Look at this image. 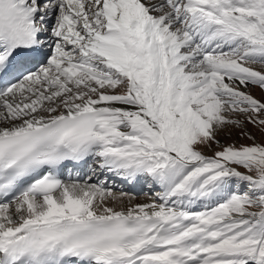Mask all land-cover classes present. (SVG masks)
I'll return each instance as SVG.
<instances>
[{
	"label": "snow or ice",
	"instance_id": "1",
	"mask_svg": "<svg viewBox=\"0 0 264 264\" xmlns=\"http://www.w3.org/2000/svg\"><path fill=\"white\" fill-rule=\"evenodd\" d=\"M252 128L264 0H0V264H264Z\"/></svg>",
	"mask_w": 264,
	"mask_h": 264
},
{
	"label": "rangeland",
	"instance_id": "2",
	"mask_svg": "<svg viewBox=\"0 0 264 264\" xmlns=\"http://www.w3.org/2000/svg\"><path fill=\"white\" fill-rule=\"evenodd\" d=\"M253 91L257 95L260 94L258 90L254 89ZM250 128H251V126H250ZM251 130L256 135L257 141H264V136H262L261 133L258 130L254 129V128H252ZM221 139H222V142H230L227 138H223L222 137ZM231 139L236 140L238 143H252V141H250V140L240 139V138L236 137L235 135H233V137ZM213 148H215V146H213ZM205 151H206L207 154H211V152L208 151L207 149ZM115 190L117 192L120 191V189H118V188H116ZM154 194H155V192H153V191L151 192V191H149V189L148 190L141 189L140 192L137 193L135 196H136L137 199H139L138 200L139 202H148V201L151 200V198L154 196Z\"/></svg>",
	"mask_w": 264,
	"mask_h": 264
},
{
	"label": "bare ground",
	"instance_id": "3",
	"mask_svg": "<svg viewBox=\"0 0 264 264\" xmlns=\"http://www.w3.org/2000/svg\"><path fill=\"white\" fill-rule=\"evenodd\" d=\"M63 178H64V179H68L67 175H65ZM115 183H116V188H118V189L123 188L124 191H126V192H132V193L134 194L135 199L133 200V203L139 202V201H138L139 199H137L136 196H135L137 193H139V190H141V189L148 190V187H147L146 185H137V186H135V188H133V187L130 186V185H127V184H121V182L119 181V179H117V180L115 181ZM123 185H124V186H123ZM125 185H126V186H125ZM151 192H152V191H151ZM153 192H154V191H153ZM197 210H199V209H197Z\"/></svg>",
	"mask_w": 264,
	"mask_h": 264
}]
</instances>
